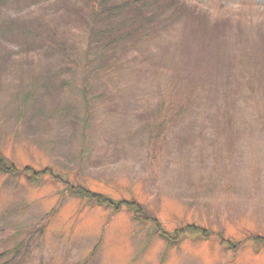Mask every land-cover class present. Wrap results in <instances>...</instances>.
<instances>
[{"label":"rangeland","instance_id":"rangeland-1","mask_svg":"<svg viewBox=\"0 0 264 264\" xmlns=\"http://www.w3.org/2000/svg\"><path fill=\"white\" fill-rule=\"evenodd\" d=\"M90 2L0 3V264H264V0Z\"/></svg>","mask_w":264,"mask_h":264},{"label":"trees","instance_id":"trees-1","mask_svg":"<svg viewBox=\"0 0 264 264\" xmlns=\"http://www.w3.org/2000/svg\"><path fill=\"white\" fill-rule=\"evenodd\" d=\"M3 0H0V3ZM140 1V0H139ZM137 1V3H133L132 8L131 9H127V14H125L126 9H124L123 6H120V4L115 1V0H91L90 2V10L92 12V15L94 16L95 19H104L107 21V23H112L114 22V25L116 28H111L110 32L112 34V32L115 34H121V33H129L132 29L135 28L136 25H138L144 16V8H145V3L144 2H140ZM142 1H152V8H154L152 15V18L154 16H156L158 13H160L162 11V9L164 8V5L166 4L167 0H142ZM108 2L112 5V8H107V4ZM163 7V8H161ZM120 10L121 12L119 14V16H117L116 11ZM185 8L182 4L177 3L174 6V13H185L184 12ZM151 16H148L146 19V22L150 21ZM100 32V31H99ZM5 163L2 157H0V170H6L5 168ZM13 170V169H12ZM11 171V169L9 170ZM97 201L100 202H106L109 205H114V207L117 209L121 204L125 203V204H131L133 205V201H119L118 204H114L111 200L103 198L102 195H97ZM116 205V206H115ZM114 208V209H115ZM133 218H145L146 216H143L141 213V209L140 207L137 206V209L133 210V214H132ZM155 228H159L158 224L155 223ZM160 235L163 238H167L169 235L164 232V231H160Z\"/></svg>","mask_w":264,"mask_h":264}]
</instances>
